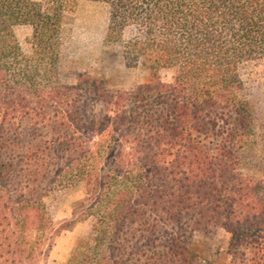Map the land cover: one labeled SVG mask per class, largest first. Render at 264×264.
<instances>
[{"label":"trees","instance_id":"trees-1","mask_svg":"<svg viewBox=\"0 0 264 264\" xmlns=\"http://www.w3.org/2000/svg\"><path fill=\"white\" fill-rule=\"evenodd\" d=\"M81 1L109 7L106 44L128 67L147 60L153 82H61ZM248 66L264 72V0H0V264H41L60 234L45 199L75 187L74 221L95 224L68 264H196L189 240L218 229L230 264H264V180L243 164Z\"/></svg>","mask_w":264,"mask_h":264},{"label":"rangeland","instance_id":"rangeland-1","mask_svg":"<svg viewBox=\"0 0 264 264\" xmlns=\"http://www.w3.org/2000/svg\"><path fill=\"white\" fill-rule=\"evenodd\" d=\"M109 24V7L102 3L81 1L70 13L65 27L59 59V77L63 84L76 85L82 75L101 81L111 91L129 92L153 82L150 64L142 59L128 67L123 49L105 42ZM18 42L27 57H32V29H15ZM246 84V96L253 116V133L249 147L243 151L246 175L264 180V72L252 66L241 72ZM160 80L171 83L173 72L164 70ZM86 198L82 187L57 189L45 199L47 209L60 230L51 250L41 264H68L80 239H86L95 224L93 219L76 223L74 206ZM228 236L221 229L211 234L196 233L187 248L196 264H230L227 254Z\"/></svg>","mask_w":264,"mask_h":264}]
</instances>
